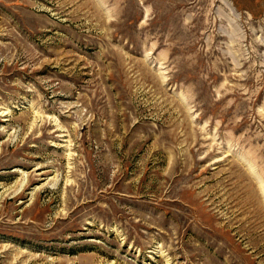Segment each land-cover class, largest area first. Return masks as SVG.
Wrapping results in <instances>:
<instances>
[{"label": "rangeland", "instance_id": "rangeland-1", "mask_svg": "<svg viewBox=\"0 0 264 264\" xmlns=\"http://www.w3.org/2000/svg\"><path fill=\"white\" fill-rule=\"evenodd\" d=\"M0 264H264V0H0Z\"/></svg>", "mask_w": 264, "mask_h": 264}]
</instances>
